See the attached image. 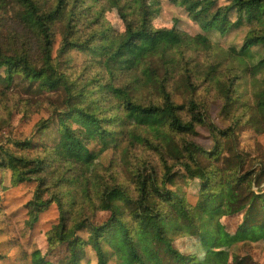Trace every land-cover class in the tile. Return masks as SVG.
<instances>
[{
  "label": "trees",
  "instance_id": "1",
  "mask_svg": "<svg viewBox=\"0 0 264 264\" xmlns=\"http://www.w3.org/2000/svg\"><path fill=\"white\" fill-rule=\"evenodd\" d=\"M9 1L38 50L34 56L25 41L7 42L0 34L2 114L31 112L30 98L16 89L58 94L33 132L56 125L53 143L36 145L32 136L10 133V147L0 139V170L14 183L35 182L25 203L27 223L51 204L58 209L57 223L46 232L47 250L31 253L32 264H51L48 255L59 248L63 255L54 264H82L86 247L96 264H228V250L211 247L215 236L208 225L215 228L220 215L239 216L242 238L264 245V162L238 149L241 130L264 133V0L199 1L206 18L235 17L228 26L207 23L205 31L246 28L239 47L222 49L206 36L194 41L175 26L155 27L158 9L148 0H112L122 31L106 19L104 0ZM7 2L0 0V21ZM99 43L107 52L100 66L89 62L76 75L62 66L67 51H94ZM243 78L250 100L239 90ZM80 97L89 103L81 105ZM100 100L111 104L109 113ZM214 102L230 120L225 128L208 122ZM74 114L87 124L86 135L67 123ZM199 127L211 137L208 148L196 141ZM120 135L125 141L119 145ZM83 136L97 140L100 153L113 146L106 163L87 173L97 153ZM227 140L236 162L222 157ZM177 177L185 184L197 180L196 192L168 189ZM98 211L109 213L100 223L94 221ZM172 235L190 237L203 256L180 252ZM253 263L246 257L240 262Z\"/></svg>",
  "mask_w": 264,
  "mask_h": 264
},
{
  "label": "rangeland",
  "instance_id": "2",
  "mask_svg": "<svg viewBox=\"0 0 264 264\" xmlns=\"http://www.w3.org/2000/svg\"><path fill=\"white\" fill-rule=\"evenodd\" d=\"M107 3V10L105 17L109 24L117 31L123 30L122 21L119 19L118 14L114 8L112 0H104ZM200 0H186L185 4H178L174 0H148L152 5H156L158 15L153 19L155 27H172L185 33L189 38L194 41H200L202 36L208 37L214 43L216 48H227L229 46L239 47L241 44L242 35L244 34L245 27L232 28L220 32L218 28L205 31L207 23L217 24L222 23L224 26L231 24L235 17L228 15L227 18L221 17L219 13L213 18L209 19L199 14ZM220 4L225 3L224 0H219ZM17 8L13 2L6 3V9L1 10L2 19L0 21V34L7 42H21L25 41L30 45L33 50V55L37 54V42L34 34L21 28L17 23V15L14 12ZM204 27V28H203ZM14 38V40H12ZM59 42V35L55 37V45L53 47V56L56 55V48ZM94 51H78L69 50L62 58V66L68 71L78 74L84 69L85 64L91 62L100 66L101 58L106 55V48L104 44H96ZM254 49V48H253ZM204 59V58H203ZM18 96L22 98H30L28 106L31 112L28 115L14 112L11 117L2 114L4 108V101L0 97V139L6 145L12 147L11 143L7 141V135L10 133L17 139H24L32 136V141L36 145L40 143H53L56 136V125L52 124L44 133H33L34 124L40 119L47 117L50 113L48 103L53 101L57 93L38 90L37 92L24 93L20 89ZM239 90L244 93L247 91L246 99L250 100V85H247L246 78L240 82ZM99 95H96V97ZM102 95H106L102 92ZM179 102L180 98H176ZM77 102L73 99L71 103ZM81 105H87L88 99H78ZM99 105L103 107L104 113H109V106L105 101L100 100ZM93 106V105H92ZM220 105L214 102L209 108L208 122L213 123L218 128H225L230 124V120L220 116ZM67 123L74 129L80 130L83 134L88 129L87 124L84 123L80 116L74 114L70 119L66 120ZM198 136L196 141L198 144L208 148L212 145V140L207 130L204 127L197 129ZM86 135V134H84ZM85 142L86 136H83ZM85 142L88 149L97 153V158L90 164L84 167L85 173L96 165L97 162L106 163L111 156L112 148L106 149L100 153L98 141L93 138H87ZM125 140L120 135L118 144L120 145ZM238 149H242L257 161L264 162V133H256L251 129L241 130L238 138ZM234 146L231 140H227L224 146L222 157H230L235 161ZM236 162V161H235ZM255 162V161H254ZM258 163V162H255ZM255 166V164L253 165ZM197 180H190L185 184L180 177L175 178L171 183H168V189L176 191L181 195H187L196 192L198 187ZM35 187L34 181H24L21 183H14L11 181L10 173L7 170H0V264H32L31 253L38 250L41 254L47 250L46 232L52 225L57 223L58 209L55 204L39 214L37 221L33 224L27 223V213L25 203L31 198ZM191 201L192 198H190ZM109 213L107 211H98L95 213L97 223L107 219ZM215 228L208 225L214 230V240L211 247H221L227 249L229 254L228 264H240L241 259L247 258L252 260L253 264H264V245L262 241L252 242L238 232V225L240 222L239 216L220 215L215 220ZM86 237V234H82ZM173 245L180 251L185 253H196L198 257H202L204 250L201 246H195V242L185 235H172ZM59 253L54 252L48 255V262L51 264L58 263L63 255V248L57 250ZM86 255L82 259V264H96L93 251L85 248Z\"/></svg>",
  "mask_w": 264,
  "mask_h": 264
}]
</instances>
